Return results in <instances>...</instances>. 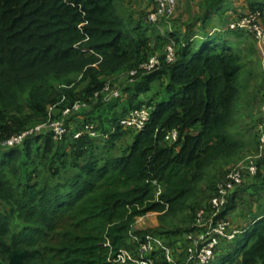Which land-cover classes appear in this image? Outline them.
<instances>
[{"label":"trees","instance_id":"1","mask_svg":"<svg viewBox=\"0 0 264 264\" xmlns=\"http://www.w3.org/2000/svg\"><path fill=\"white\" fill-rule=\"evenodd\" d=\"M254 10L264 16L262 6ZM145 17L126 0H0V142L35 119L45 122L51 106L62 111L92 97L106 77L153 55L162 60L159 70L123 84L120 99L91 106L85 124L96 137L76 138L84 127H70L60 140L33 134L22 146L0 147V264H111L110 256L131 247L138 217L158 212L165 223L189 210V222L156 233L173 245L216 194L208 170L228 167L242 152L236 108L251 89L241 86L242 57L221 33H205L201 42L170 32L163 43L175 44L176 57L167 63ZM78 76L87 82L81 96ZM144 104L153 111L142 131L117 126ZM174 131L177 139L167 140ZM257 165L237 190L252 179L262 216L209 264H264V159ZM154 182L165 189L159 200Z\"/></svg>","mask_w":264,"mask_h":264},{"label":"built area","instance_id":"2","mask_svg":"<svg viewBox=\"0 0 264 264\" xmlns=\"http://www.w3.org/2000/svg\"><path fill=\"white\" fill-rule=\"evenodd\" d=\"M178 9V0H154L153 10L150 11V20L153 23H159L162 20H169L174 17ZM263 14L260 10L248 12L246 15L240 17L229 25L230 30L243 31L251 34L255 40L261 45L262 66L264 70V26L262 24ZM152 23V24H153ZM175 44L168 43L165 48V60L171 63L175 60ZM162 60L158 55H153L147 62L142 63L138 68L132 69L116 77V83L105 84L101 91L95 92L92 97L87 99H80L74 101L72 106L62 110L58 118H53L52 113L57 109V106L49 107V117L41 125H37L31 130L24 131L21 134L12 135L0 142V147L3 149L14 148L22 146L26 138L35 133L45 134L49 133L55 140L62 139L69 133L68 119L71 116L95 105L99 102L111 103L121 98L122 85L132 84L140 72L153 73L159 70L162 66ZM153 107L147 104L142 105L139 109H135L121 118L117 124L118 127L124 129H132L135 131H142L150 121ZM94 125L85 124L83 131L75 134L79 138L83 133L96 137L99 135L94 130ZM115 129V128H114ZM259 135L261 149L264 150V92L261 104V124L259 126ZM177 132L174 131L167 136V140L175 141L177 139ZM258 157L249 156L244 163L232 167L227 173L224 180L218 182L216 187V194L206 206H204L196 215L193 230H197L196 235L187 233L186 248L180 253L186 256V264H209L216 258L218 247L224 239L230 240L235 238L238 231L234 230L231 233L227 232L229 222L222 217V213L226 207L228 197L238 187H240L247 176L254 177L258 172ZM130 240L133 246L131 248H123L117 254L109 257L111 264H155L152 257L154 247H158L167 253L168 263L178 264L173 259L172 250L161 240L157 239L155 235L146 234L142 237L138 236L134 230L129 233ZM182 246V243H181ZM178 246V247H181ZM135 247L138 251L134 250ZM177 252V250H176Z\"/></svg>","mask_w":264,"mask_h":264},{"label":"rangeland","instance_id":"3","mask_svg":"<svg viewBox=\"0 0 264 264\" xmlns=\"http://www.w3.org/2000/svg\"><path fill=\"white\" fill-rule=\"evenodd\" d=\"M143 2L146 3L145 7L142 3V0L137 1L135 6H136L137 10H139L140 13L142 12L145 14L146 23L149 24V26L150 25L152 26V31L149 34H151V35L154 34V35L160 36V38L157 41L156 53L165 51V48H166L165 45L166 44L163 43L164 38H162V37L163 36L166 37V35L170 34L171 31H169L170 29L168 28V26H171V23L173 24L172 21H173L175 16L169 20H162L165 22L164 24L167 23L166 26L159 24L158 22L153 23L149 18L150 17L149 9L152 8L153 2L151 0H146V1L143 0ZM242 3L247 5V3L244 2V0L242 1ZM248 12H249V9H248ZM172 28H173V26H172ZM234 53H236L242 57L243 64L247 67V70H246V68L244 69V76L242 77V81H241V86L243 87V89H245L246 86H248V87L250 86L249 81L252 85L255 84L257 86V84H258L261 87V85L263 84V81H264V75H263L264 71L261 70L260 64L254 59L253 52L247 51V52H244V54H242L240 51L234 50ZM248 70L250 71V76L248 75ZM123 72H125V70L116 74V75H111V76L106 77V84L116 83V77L122 75ZM75 78L77 79V80L75 79L77 82V86H76L77 89L75 90V92L79 93L81 96L83 94L84 87L87 84V82H80L79 76L75 77ZM256 91L257 90H255V87H253V92L255 94L257 93ZM255 94H254V96H252V91L250 89V92H248L245 97H242L240 99V101L238 102V106L236 108V117H237L236 126L238 127V128H236L237 129L236 135L238 136L237 140L240 141L241 145L243 146L242 152H239L240 154L237 155L236 157H234L230 161V164L228 165V167L223 166L224 168H222V167L217 166V167H215L216 169H214V171L208 170V172H207L208 174H210L206 177L207 180L208 179L214 180L215 186L217 185V183L221 179L220 177L225 176L222 179V180H224L228 174L227 172L232 167H235V166L237 167V166L243 164L244 160H246L247 157L257 156L258 157L257 161H259V162L264 159V154H263L264 150L261 149V145H260L261 136L259 135V129H258L260 124H261L262 100H261V96L259 94H256V95ZM77 100H80V99H77ZM72 105H70V106H72ZM90 109H91V107L85 109L84 111H87V113H89ZM78 114L79 113L71 116L70 119L74 116L75 117L78 116ZM60 115H61L60 108L55 109V111L52 113L53 118H58V116H60ZM35 120H36L35 124H37V125H41L42 123H44L42 120L41 121L38 119H35ZM33 134H35V133H33ZM33 134H30V135H33ZM8 137H5L4 139H6ZM74 137H75V135H74ZM223 169L224 170L228 169V170L226 172H224ZM248 177L249 176H247V178ZM208 184H209V182H208ZM152 185L155 188V199L159 200L160 196L165 191L164 186L161 185L159 182H154V183H152ZM231 202L234 206H236L237 202H235V201H231ZM227 203H228V201H227ZM238 205H243V207L246 208L247 211H249V205L247 204L246 200H243V199L240 200L238 202ZM202 206H203V204H202ZM197 210H199V208ZM161 214L162 213H158V212H149L146 215L138 217L136 219L134 225H133L134 232L135 233H137V232L141 233V234H139V235L137 234V235L138 236L141 235L140 237H142V238L146 234H150V235L155 234V237L157 239L161 240L162 243L164 242L163 244H166L169 248L174 250V252H172V255H174L173 259L176 262H178V264H186V260L181 259L183 253L181 254V253L176 252L177 249L181 250V252H182V250L183 251L185 250V248H186V236H185L186 233H182L181 235H179L177 241L173 245L167 244L165 242L166 239L164 240L163 238L156 236V233H159L160 231L165 229V227L171 228L170 226H173V225H170V224H173V222H179L181 218H184V220L186 222H189L191 219L189 217L191 212L188 210L185 213H179L180 215H185V214L186 215L185 216H178L175 219L169 218L166 220L165 223H163L162 220L160 219ZM229 226H230V224H229ZM229 226H228V228H229ZM228 228H227V232H228ZM232 231H234V230H232ZM142 233H144V234L142 235ZM196 233H197V230H196V232H195V230H192V232H191V234H194V235H196ZM228 233H230V232H228ZM179 242L182 243L181 248H177L179 245L178 244ZM129 243L133 245L132 240H130ZM133 248L136 252L138 251L135 247H133ZM217 253H218V251H217ZM217 253H216V256H217ZM178 255H180L181 258L178 257ZM152 257H154L153 261L155 264H157V261H165V262L168 261L167 253L164 250L159 249L158 247H154V253H153Z\"/></svg>","mask_w":264,"mask_h":264},{"label":"crops","instance_id":"4","mask_svg":"<svg viewBox=\"0 0 264 264\" xmlns=\"http://www.w3.org/2000/svg\"><path fill=\"white\" fill-rule=\"evenodd\" d=\"M137 1L140 0H126V5H129L131 9H137L135 6ZM242 1L243 0H223L220 7L217 6L211 9L208 6L209 0H178L177 13L172 21L173 24L171 23V26H168L170 29L169 31L176 33L181 39H184L189 35L191 40L199 39L201 42L205 40V33L209 35L221 33L223 34L224 39L228 41L235 50L240 51L242 54L247 51H252L254 59L260 64L261 70L264 71L260 43L248 33L229 29V25L247 14L248 9L250 12L251 5L257 4L264 9V0H244L247 5L242 3ZM142 3L145 7L146 3H144L143 0ZM205 16H207L206 19H204ZM262 24L264 26V16L262 18ZM254 85L255 84L250 85L251 91H253V87H255V90H257L256 94H259L262 99L264 81L261 87L258 84L257 86ZM85 114H87V111L79 112L78 116L72 117L71 121H69V126L73 129L77 127L83 128V125L88 118ZM251 183L252 179H249L244 188L237 191L235 190L228 199V205L225 211V217L230 224L228 232L231 233L232 230H236L238 231V234L233 239H224L222 241L218 247V258L227 256L232 249V245L234 246L240 238L239 236L252 229L257 219L262 216V213H259L258 211V203L256 202V186ZM242 199L246 200L249 205V211H247L243 205H238V202ZM231 201L237 202L236 206H234ZM178 244V246H181V242ZM177 252L180 253L181 250L177 249ZM178 257L181 258L180 255H178Z\"/></svg>","mask_w":264,"mask_h":264},{"label":"clouds","instance_id":"5","mask_svg":"<svg viewBox=\"0 0 264 264\" xmlns=\"http://www.w3.org/2000/svg\"><path fill=\"white\" fill-rule=\"evenodd\" d=\"M245 33H246V32H245ZM250 35H251V34H250ZM83 111H84V110H83ZM81 112H82V111H81ZM68 123H69V119H68ZM84 125H85V124H84ZM84 125H83V127H84ZM69 132H70V126H69ZM236 190H237V189H236ZM232 193H233V192H232ZM232 193H231V194H232ZM231 194H230V196H231ZM230 196H229V197H230ZM229 197H228V199H229ZM227 201H228V200H227ZM226 208H227V204H226V207H225L223 213L226 211ZM223 213H222V214H223ZM222 217H224V218L226 219L225 216L222 215ZM132 246H133V245L131 244V247H132ZM131 247H130V248H131ZM216 257H217V256H216ZM215 259H216V258H215ZM215 259H214V260H215Z\"/></svg>","mask_w":264,"mask_h":264}]
</instances>
